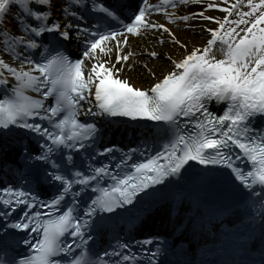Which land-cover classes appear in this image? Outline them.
<instances>
[{
  "label": "snow or ice",
  "instance_id": "1",
  "mask_svg": "<svg viewBox=\"0 0 264 264\" xmlns=\"http://www.w3.org/2000/svg\"><path fill=\"white\" fill-rule=\"evenodd\" d=\"M197 2L203 0H162V3L134 0L128 5L91 0L90 9L83 5L89 9L85 15L81 8L83 0H0V22L9 15L16 20L15 31L7 27L0 30V46L22 62L17 67L0 57V86L5 89L0 99V138L13 126L26 136L36 135L39 151H30L23 145L21 167L17 171L23 178L31 175L33 179L39 176L45 181L59 182L52 198L40 202V207L52 209L53 214L49 215L39 211L12 214L21 204L32 209L38 197L22 187H0V206L4 209L0 211V219L4 221L0 224V264H144L139 257L141 251L147 255V250L135 248L134 244L139 242L95 250L89 243L94 240L93 218L98 211L114 214L119 207L131 204L137 193L166 182V178L184 176L188 168L194 167L190 161L231 169L235 180L248 190L251 212L248 219L255 223L259 218L264 232V128L253 123L264 117V0L209 2L196 13L183 16L166 11L169 6L178 9L180 5ZM125 7L131 11L125 13ZM206 9H219L225 15H206ZM153 12L163 13L171 24L199 16L216 26L203 25L202 29L208 33L206 42L185 51L178 59H172L170 50L149 51L150 58L167 57L174 67L150 88L136 87L117 75L121 68L101 56L115 50V61H127L129 55L121 54V49L129 37L143 35L149 29L157 30L162 44L171 41L181 48L188 47L168 24L152 22ZM241 24L244 27L237 31ZM72 39L79 41L82 49L75 59L62 47ZM110 43L115 48L109 47ZM41 48L45 50L43 53ZM28 51L32 55L26 56ZM85 60L90 62V69L86 70ZM24 64L29 67H23ZM143 67L150 75H156L147 64ZM9 75L15 81L11 88ZM93 84L101 113L160 122L163 133L157 129L162 141L159 152L148 155L145 141L142 149L124 150L111 172L107 164L98 165L91 156L88 174L81 170L83 162L78 166L74 159L79 153L71 150H84L89 140L94 141L98 135L95 122L77 118L81 101L91 94ZM32 91L38 95H30ZM213 100L224 102L221 114L209 110L208 104ZM116 147H101L99 153H112ZM234 149L239 150V155ZM136 151L143 156L128 167L127 162ZM57 152L59 164L53 156ZM241 157L248 162L247 171L233 163ZM216 171L203 170L208 174L204 176L205 183L213 179L210 174ZM99 181L105 185L101 186ZM88 187H94L98 195L86 204L81 216L76 196L78 189ZM257 188L259 196L253 199L252 193ZM70 193L69 202L66 198ZM28 229L39 233L35 242L16 240L26 246L27 254L14 252L10 237L20 235L15 230ZM143 243H151V238ZM161 251L157 244L148 264H156Z\"/></svg>",
  "mask_w": 264,
  "mask_h": 264
},
{
  "label": "bare ground",
  "instance_id": "2",
  "mask_svg": "<svg viewBox=\"0 0 264 264\" xmlns=\"http://www.w3.org/2000/svg\"><path fill=\"white\" fill-rule=\"evenodd\" d=\"M209 2L223 4L224 0H203V3H188L180 5L178 9L170 8L166 11L168 13H175L176 16H183L188 12L196 13L198 9L203 8L204 4ZM242 7H245L246 9V5L242 4ZM205 14L220 17L225 15V13L219 9H206ZM151 19L152 22L159 21L160 23L168 24V26L172 28L173 31L176 32L177 35L187 44V49L181 48L178 45H173L171 41L164 44L160 43L157 30L149 29L143 35L129 38L128 43L123 46L121 54L127 53L129 55L127 61H115V50H113L110 55L101 56V59L109 60L115 65V67L121 68V72L117 73V75L121 76V78H127L135 86L143 88H150L151 84L154 83L157 78H162L163 74L172 70L174 67L167 57L162 56L159 59L150 58L148 56L149 51L160 52L163 50L164 52H167L170 50L172 53V59H178L185 51L206 42L208 33L202 29L203 25L212 27L216 26L214 23L204 20L199 16H194L190 21L177 20L175 24H171L164 19L163 13L153 14ZM230 19H234V17L230 16ZM243 27V24L237 26V31ZM109 47L115 48L111 43L109 44ZM1 56H3V52L0 50V57ZM217 58H219V56H217ZM127 64H131L132 68L126 67ZM145 64H147L148 68L155 71V76L150 75L145 70L143 67Z\"/></svg>",
  "mask_w": 264,
  "mask_h": 264
}]
</instances>
